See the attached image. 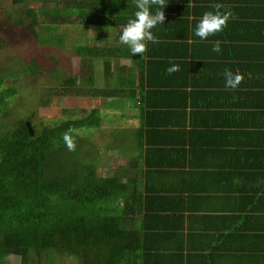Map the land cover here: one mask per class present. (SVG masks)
I'll use <instances>...</instances> for the list:
<instances>
[{
	"label": "trees",
	"instance_id": "obj_1",
	"mask_svg": "<svg viewBox=\"0 0 264 264\" xmlns=\"http://www.w3.org/2000/svg\"><path fill=\"white\" fill-rule=\"evenodd\" d=\"M25 1L28 0H11L13 4ZM45 1L47 3L52 0ZM178 1L181 7L171 6V2ZM231 1L233 6L229 7V11L232 15L226 26L221 32L211 35L212 39L220 42V54L212 51L216 41L209 44L206 39L201 40L193 35L191 30L196 22L192 21L190 14L196 16L205 12L207 7L223 13L226 11L222 6L225 2L223 0H163L165 25L160 24L156 28H162L164 34L159 35L160 32L152 29L158 43L149 42L143 57L140 53L132 56L126 45L113 42L118 39L121 26L126 24L135 10L133 0H63L67 6H71L66 14L48 13L42 6L40 12L35 8L27 11L28 23L22 19L16 22L17 26L23 27L28 37L33 36V41L39 47H47L46 55L51 57H54L52 50L55 53V46L62 42L56 39L61 24L92 26L96 33L90 36L92 43L67 44L74 47L79 56L78 61L85 69L86 74L81 75V80L80 73L68 72L65 67L59 68L60 62L53 67L45 66V63L37 60V56L30 57L17 71L10 73L9 69H0V264H8L12 255L20 257V264H58L63 257L79 259L80 264H141L142 237L146 233L138 221L135 222L136 216L142 209L147 213V220L142 221L145 226L153 223V227L147 230L148 235L153 231H161L159 229L165 225L170 227V218L163 217L161 220L156 216L150 219L149 213L152 210L166 212L171 207L168 204L170 201L168 198V202L157 198L155 190L151 188L148 194L143 195L133 186L135 180L127 177L123 164L113 167L108 159L103 158L95 142L97 135L94 132L81 135L78 130L101 125L99 107L104 96L99 95H105L104 85L108 87L114 81L120 82L119 87L108 95L130 96L137 91L140 95L144 94L146 88L154 86V77L161 67L170 58H174L175 51L172 50L176 42L185 41L189 35L194 39L193 57L201 61L188 62L189 66L193 67L195 64L200 68L198 72H207L214 67L210 59L225 58L232 61L229 62L231 69L235 68L236 73L242 76L241 69H244L245 64L241 61L247 58L260 59V56L249 55L240 60L241 37L248 34L254 20V16L248 17L253 19L243 18L251 6L243 7L242 4L250 5L256 0ZM215 5L221 7L216 9ZM177 8L185 10L174 11ZM175 14L178 15L177 18H173ZM171 24L180 28L179 32H171L168 40ZM110 27H118L116 37L112 36ZM11 41L9 33L4 28L0 29V47L8 46ZM198 41L204 43V53L198 52ZM183 44L187 45L188 42ZM67 45L63 47L66 48ZM113 55H117L118 69L112 68ZM128 76H132V79ZM20 78H28L32 87H43L40 90V102L43 105L53 103L61 96L75 94L91 97L98 107L83 109L81 116H75L74 111H71V116L41 123L38 128L31 116H15L14 120H10L15 114L10 111L23 86ZM40 78L44 81L40 82ZM129 83L133 87L130 94V87H127ZM146 92L144 99L148 98L150 91ZM242 94L237 90H230V94L227 91L220 92L215 101L214 97L206 93V96L203 95V99L206 98L204 102L201 98V114L204 118L210 117V120L199 119L196 123L205 133L210 132L217 121H222L223 111L226 110L228 116V109L247 104V99L240 102ZM255 94L264 96V92H245L248 97L256 96ZM229 97L231 108L224 101ZM223 102L226 107L221 110L219 103ZM248 104L249 108L250 103ZM255 109L261 111L257 114L264 113V106H256ZM241 112L245 119L256 115ZM245 125L250 123L246 120ZM69 130L75 143L73 151L65 147L61 138L62 133ZM194 152H191L192 156L197 154ZM200 159L203 160V156ZM201 164L204 162L201 161ZM167 170L173 173L172 170ZM149 176L152 174L149 173ZM179 176H184L182 170ZM159 182L157 190L169 198L174 197L170 192L180 191L182 187L177 185L179 181L161 178ZM133 211L131 217L134 222L130 227L131 223L127 226V222Z\"/></svg>",
	"mask_w": 264,
	"mask_h": 264
},
{
	"label": "crops",
	"instance_id": "obj_2",
	"mask_svg": "<svg viewBox=\"0 0 264 264\" xmlns=\"http://www.w3.org/2000/svg\"><path fill=\"white\" fill-rule=\"evenodd\" d=\"M223 1L224 10L229 11L233 2ZM177 5L181 7L179 1L171 2V6ZM242 6H251L243 18L254 16V20L248 34L241 37L240 60L249 55L260 56L263 60L264 0H256L250 5L243 3ZM181 10L185 9H174ZM204 11L214 10L207 7ZM203 13L190 14V17L197 23ZM177 16L175 14L173 18ZM156 27L154 31L164 34L162 28ZM110 28L112 36L116 37L118 29ZM179 28L171 24L168 40L171 32H179ZM186 38L187 41L176 42L172 50L175 51L174 58H170L155 75L154 86L146 88L150 91L148 98L144 99L146 91L142 95L138 91L130 96L108 95L119 87V80L111 86L104 85L106 93L99 95L104 96L99 107L102 121L96 128L95 142L103 158L113 163V167L121 165L117 161L119 158L125 160L123 166L127 177L135 180L133 186L143 195L151 188L157 198L170 201V210L149 213L150 219L156 216L161 220L170 218V227L165 225L159 229L161 231H151V235L147 230L153 227V223L145 226L142 220H147V213L143 209L137 211L135 222L138 221L146 233L142 237L141 264H264V113L257 114L261 111L255 109L264 106V96L245 95L249 90L264 92V61L253 58L241 61L245 64L241 69L243 81L235 89L226 88L224 70L237 72L235 68L231 69L229 62L232 61L212 58L210 62L214 67L200 73L195 64L193 67L188 64L201 61L193 57V37ZM212 38L206 39L209 44L216 41ZM113 42L119 43L118 39ZM201 42L197 43L198 52L204 53L205 46ZM111 60L112 68L118 69L117 55ZM171 64H177L179 70L168 73L166 68ZM128 77L132 79V76ZM127 87H130V94L133 87L130 83ZM230 90L243 92L240 102L247 99V104L228 109V116L226 110L223 111L222 121H217L210 132L205 133L196 123L199 119L210 120L207 114L204 115L206 118L201 114L206 100L203 95L209 93L217 101L218 93L227 91L230 94ZM224 101L229 108L232 107L230 97ZM219 104L224 110L226 104ZM92 107H98V104ZM241 111L256 115L245 119ZM246 120L250 125H245ZM116 147L123 148V151L116 152ZM191 152L197 154L192 156ZM181 170L183 177L179 176ZM161 178L179 181L181 184L177 185H182L180 191L170 192L174 195L172 198L160 194L157 188ZM132 214L134 211L127 222V226L131 223L130 227L134 222Z\"/></svg>",
	"mask_w": 264,
	"mask_h": 264
},
{
	"label": "rangeland",
	"instance_id": "obj_3",
	"mask_svg": "<svg viewBox=\"0 0 264 264\" xmlns=\"http://www.w3.org/2000/svg\"><path fill=\"white\" fill-rule=\"evenodd\" d=\"M59 1L52 0L46 3L45 0H28L21 4H13L11 0H0V29L4 28L12 39L8 46L0 47V69H9L11 70L10 73L17 71L20 69V65L23 66V63L30 57L37 56V60L45 63V66L53 67L55 63L59 64L60 62L58 65L59 68L65 67L67 71L69 70L72 73H80L79 80H81V75L86 74L85 69L82 68L80 61H78L79 56L74 50V47L68 45H76L78 42L85 44L92 43L93 40L90 39V36L96 33L93 27L72 23L61 24L58 29V34H56V39L57 41L62 40L63 44L61 42V44L55 46V53L53 50L51 52V54H54V57H51L46 55L48 54L47 47L46 49L39 47V45L33 41V36H31V38L28 37L25 34L23 27L16 25V22L19 19L25 20V23H28L29 16L27 11L30 8H35L36 11L40 12L43 6L48 13L61 12L66 14L71 6H67L63 0ZM64 45H67L68 47L64 48ZM67 71L65 72L68 73L69 71ZM19 80L22 82L21 85H23L19 95L21 99L18 97L15 100L13 108L10 111L15 112V114L10 120H14L15 116H31L36 128H38L41 123H50L56 118L71 116V111H74L73 115L81 116L83 109L92 110V108H95L92 106H95L96 103L91 97L77 96L75 94L64 97L61 96L55 102L43 105L40 102V90L43 87L35 88L30 86L28 78L25 80L20 78ZM43 81L44 79L40 80V82ZM78 131L81 135L92 134L93 132L95 134L96 128L84 127ZM115 151L121 153L123 148L116 147ZM117 161L121 165L126 164L123 158H119ZM111 164L113 165V163ZM80 263L81 260H74L69 257H63L62 261L58 262V264ZM8 264H20V257L12 255Z\"/></svg>",
	"mask_w": 264,
	"mask_h": 264
},
{
	"label": "clouds",
	"instance_id": "obj_4",
	"mask_svg": "<svg viewBox=\"0 0 264 264\" xmlns=\"http://www.w3.org/2000/svg\"><path fill=\"white\" fill-rule=\"evenodd\" d=\"M133 4L135 10L128 18L126 24L122 26L118 41L128 47L132 56L140 53L141 57H143L149 42L152 44L158 43V39L152 29L160 24L165 25L163 23L165 19V7H163V0H133ZM220 7V5H215L216 9ZM231 15L230 11H224L223 13L219 11H205L196 23L193 35L199 37L201 40H205L209 36L221 32ZM212 51L220 52L219 41L213 44ZM178 70L179 66L177 64H171L166 68L168 73ZM223 77L224 86L230 89L237 88L242 80L241 74L234 73L229 69L224 70ZM61 138L69 151L75 149V143L70 130L62 133Z\"/></svg>",
	"mask_w": 264,
	"mask_h": 264
}]
</instances>
